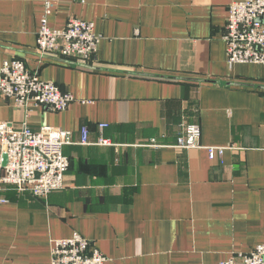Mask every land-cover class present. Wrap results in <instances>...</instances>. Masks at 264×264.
I'll return each mask as SVG.
<instances>
[{
    "label": "crops",
    "instance_id": "1",
    "mask_svg": "<svg viewBox=\"0 0 264 264\" xmlns=\"http://www.w3.org/2000/svg\"><path fill=\"white\" fill-rule=\"evenodd\" d=\"M47 1L50 27L95 26L89 66L38 62ZM240 1L0 0V77L20 59L76 99L26 110L0 93V123L67 130L75 143L48 201L6 189L0 170V264H51V242L75 232L105 264H219L264 243V65L230 67L223 40ZM184 124L201 128V146L230 150H178Z\"/></svg>",
    "mask_w": 264,
    "mask_h": 264
},
{
    "label": "built area",
    "instance_id": "2",
    "mask_svg": "<svg viewBox=\"0 0 264 264\" xmlns=\"http://www.w3.org/2000/svg\"><path fill=\"white\" fill-rule=\"evenodd\" d=\"M53 4L45 3L46 13L41 20L36 39L38 62L65 59L76 67L89 66L96 55L99 36L95 26L81 19H69L61 30L49 26L48 18ZM223 40L227 44L230 67L234 65H264V0H246L233 3L229 8ZM58 62V61H55ZM0 93L13 99L18 108L48 106L55 112H64L76 99L51 82H45L38 72H32L20 59L5 61L1 69ZM107 126L100 124L99 129ZM177 141L178 150L202 149L210 159L222 156L226 148L203 147L201 128L184 124ZM90 129L83 127L79 145L89 144ZM72 132L51 127L35 132L24 126L15 130L8 123H0L1 183L7 189L29 194L43 201L57 191L65 189V176L70 170L66 146L75 145ZM154 142V141H153ZM101 146H113L101 139ZM7 157L6 166H3ZM5 202L0 198V203ZM51 264H105L107 257L86 237L75 232L65 240L51 242ZM219 264H264V243L249 253H240Z\"/></svg>",
    "mask_w": 264,
    "mask_h": 264
},
{
    "label": "water",
    "instance_id": "3",
    "mask_svg": "<svg viewBox=\"0 0 264 264\" xmlns=\"http://www.w3.org/2000/svg\"><path fill=\"white\" fill-rule=\"evenodd\" d=\"M186 80H188V81H197V80H192V79H186ZM197 82H198V81H197ZM204 82H210V81H204ZM210 83H213V82H210ZM4 159H5V161H4L3 166H6V163H7V157H5Z\"/></svg>",
    "mask_w": 264,
    "mask_h": 264
}]
</instances>
